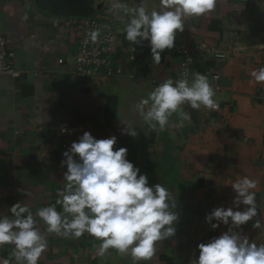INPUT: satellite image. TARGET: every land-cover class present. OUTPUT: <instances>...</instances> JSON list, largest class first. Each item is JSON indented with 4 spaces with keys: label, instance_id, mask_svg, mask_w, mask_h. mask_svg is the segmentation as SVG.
I'll return each mask as SVG.
<instances>
[{
    "label": "crops",
    "instance_id": "crops-1",
    "mask_svg": "<svg viewBox=\"0 0 264 264\" xmlns=\"http://www.w3.org/2000/svg\"><path fill=\"white\" fill-rule=\"evenodd\" d=\"M127 3L142 4L149 12L159 8V0ZM110 6V0H70L66 6L0 0V34L22 72L0 79V217L10 216L17 202L33 214L54 204L66 183L62 154L87 131L97 139L116 136L114 148H127V159L147 174L149 184L159 183L176 197L175 235L158 242L150 261H134L111 248L98 255L101 241L87 233L78 239L48 234L37 217L36 227L48 245L38 264H193L197 245L228 229L223 224L212 229L205 216L214 208L231 207V184L245 176L257 182L258 215L237 231L264 244V82L250 75L264 66V0H217L209 14L186 18L184 31L176 35L185 53L165 50L160 64L152 62L147 41L131 45L126 40L125 24L116 49L121 74L78 77L71 64L58 59L72 61L74 26L98 12L110 13ZM115 15L127 23L123 13ZM202 44L226 51L227 57L213 58ZM187 55L194 58L190 73L209 78L219 109L192 110L185 104L165 130L153 131L134 106L165 80L180 79ZM121 122L137 135H121ZM62 127L70 134L61 133ZM255 220L261 221L258 229L252 227ZM0 259L16 264L11 245L0 246Z\"/></svg>",
    "mask_w": 264,
    "mask_h": 264
},
{
    "label": "clouds",
    "instance_id": "clouds-1",
    "mask_svg": "<svg viewBox=\"0 0 264 264\" xmlns=\"http://www.w3.org/2000/svg\"><path fill=\"white\" fill-rule=\"evenodd\" d=\"M216 3L217 0H159V8L149 12L142 4L130 7L127 0H110L109 12L127 17L126 40L131 45L147 41L152 62L160 64L161 53L172 49L177 33L184 31L185 19L209 14ZM99 35V29L92 30L85 43H96ZM250 75L256 82H264V66ZM214 96L206 75L193 72L189 77L185 73L180 79L169 78L148 91L134 107L150 129L163 131L182 105L192 110L202 106L218 110ZM122 124L121 135H137L135 128ZM60 131L71 132L67 127ZM116 140V136L97 139L85 131L62 154L66 183L57 191L55 203L33 214L27 205L17 202L9 208L10 216L0 217V246L13 247L16 264H38L48 247L46 237L36 227L37 217L46 225L48 234L78 239L87 233L101 241L98 255L103 256L111 248L130 254L134 261H150L158 242L175 235L176 197L159 183L150 185L147 174H141L127 159V148H114ZM231 187L235 193L232 206L214 208L205 216L212 229L220 224L228 229L199 243L193 264H264V244L252 243L237 231L258 215L253 191L257 182L245 176ZM241 205L245 207L241 209ZM252 227L260 228L261 221L255 220ZM0 264L10 261L0 259Z\"/></svg>",
    "mask_w": 264,
    "mask_h": 264
},
{
    "label": "built area",
    "instance_id": "built-area-1",
    "mask_svg": "<svg viewBox=\"0 0 264 264\" xmlns=\"http://www.w3.org/2000/svg\"><path fill=\"white\" fill-rule=\"evenodd\" d=\"M125 19H119L113 12H98L94 16L81 20L74 26L75 50L72 55V61L64 58L58 59V63L63 62L72 65V73L83 78H99L102 76H115L121 74V68L116 57L118 45L119 28L126 23ZM94 29L100 30V35L96 43L88 40V33ZM7 39L0 34V79L4 76L19 77L22 72L19 70L7 53ZM203 52L209 53L217 60H223L227 57L226 51L218 48L206 47L201 45ZM172 55L185 53V45L175 40L172 49H166ZM194 63L192 55H187L179 76L187 73L190 77L189 67ZM216 79L217 75H213Z\"/></svg>",
    "mask_w": 264,
    "mask_h": 264
},
{
    "label": "rangeland",
    "instance_id": "rangeland-1",
    "mask_svg": "<svg viewBox=\"0 0 264 264\" xmlns=\"http://www.w3.org/2000/svg\"><path fill=\"white\" fill-rule=\"evenodd\" d=\"M48 1H50L51 4L55 3L56 1L57 3H61V6H66L67 3L70 2V0H48Z\"/></svg>",
    "mask_w": 264,
    "mask_h": 264
}]
</instances>
